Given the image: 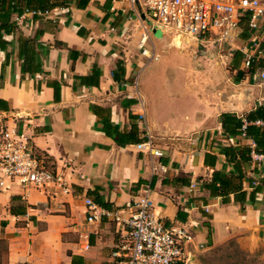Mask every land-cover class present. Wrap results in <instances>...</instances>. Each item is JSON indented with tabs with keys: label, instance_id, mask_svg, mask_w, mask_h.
Masks as SVG:
<instances>
[{
	"label": "crops",
	"instance_id": "1",
	"mask_svg": "<svg viewBox=\"0 0 264 264\" xmlns=\"http://www.w3.org/2000/svg\"><path fill=\"white\" fill-rule=\"evenodd\" d=\"M13 22L0 33V139L24 135L72 192L0 193V264H119L123 232L109 217L89 222L85 201L111 212L145 188L154 216L193 236L188 264L231 244L264 264V166L252 157L264 152V59L234 85L168 81L170 65L144 67L165 29L130 0H76ZM145 32L154 57L141 52ZM237 39L264 53L263 26L244 22ZM223 114L260 128L261 143L226 133ZM148 134L162 156L138 149Z\"/></svg>",
	"mask_w": 264,
	"mask_h": 264
},
{
	"label": "built area",
	"instance_id": "2",
	"mask_svg": "<svg viewBox=\"0 0 264 264\" xmlns=\"http://www.w3.org/2000/svg\"><path fill=\"white\" fill-rule=\"evenodd\" d=\"M143 6L156 28L171 29L200 43H230L239 37L246 22L253 31L264 27V0H130ZM145 32L140 41L144 56L154 57L147 44ZM243 66L250 71L264 59L261 42H251L243 51ZM264 81V67L260 71ZM257 124L264 126V121ZM138 144V149L162 156L154 148L153 137ZM253 159L264 166V152L252 153ZM18 186L23 190L58 189L64 194L72 192L67 174L49 168L44 157L37 154L24 135L5 131L0 139V193ZM88 221L95 222L109 217L123 232L119 246V264H188L186 247L193 236L180 226L167 227L154 216V204L150 189L145 188L136 199L125 206L108 212L91 198L86 199Z\"/></svg>",
	"mask_w": 264,
	"mask_h": 264
},
{
	"label": "rangeland",
	"instance_id": "3",
	"mask_svg": "<svg viewBox=\"0 0 264 264\" xmlns=\"http://www.w3.org/2000/svg\"><path fill=\"white\" fill-rule=\"evenodd\" d=\"M178 37L182 40L181 47L174 43ZM245 47V42L239 39L224 44L200 43L171 29H165L164 37L160 40L159 57L147 59L144 67L147 68L152 63L170 65L166 76L168 81H186L200 85L227 79L234 85L242 60L237 53L242 52ZM178 69V73L174 72ZM154 75L160 81V70ZM208 260L209 264H262L259 254H248L234 244L218 247Z\"/></svg>",
	"mask_w": 264,
	"mask_h": 264
},
{
	"label": "trees",
	"instance_id": "4",
	"mask_svg": "<svg viewBox=\"0 0 264 264\" xmlns=\"http://www.w3.org/2000/svg\"><path fill=\"white\" fill-rule=\"evenodd\" d=\"M75 1L76 0H0V33L1 31L9 33L15 28V23L13 22L14 15L20 16L24 12H32L35 15L45 14L58 5H66ZM237 55H240V53L238 52ZM253 72V68L248 72L239 71L237 81L243 80L246 74H252ZM260 117L264 118V113H260ZM221 118L223 129L226 133L237 135L242 131L245 132L246 135H250L251 132L254 131L257 143H261L257 140L260 128L245 126V123L233 114H223ZM248 119L251 120L250 117ZM256 152L261 153L258 150H256ZM244 177L245 176L239 171V179L242 180Z\"/></svg>",
	"mask_w": 264,
	"mask_h": 264
},
{
	"label": "bare ground",
	"instance_id": "5",
	"mask_svg": "<svg viewBox=\"0 0 264 264\" xmlns=\"http://www.w3.org/2000/svg\"><path fill=\"white\" fill-rule=\"evenodd\" d=\"M181 44H182V41H181V39L178 37L177 40H176V46H177V47H181V46H182Z\"/></svg>",
	"mask_w": 264,
	"mask_h": 264
},
{
	"label": "water",
	"instance_id": "6",
	"mask_svg": "<svg viewBox=\"0 0 264 264\" xmlns=\"http://www.w3.org/2000/svg\"><path fill=\"white\" fill-rule=\"evenodd\" d=\"M160 33H161V31H160Z\"/></svg>",
	"mask_w": 264,
	"mask_h": 264
}]
</instances>
